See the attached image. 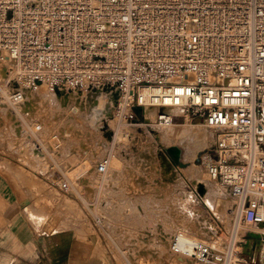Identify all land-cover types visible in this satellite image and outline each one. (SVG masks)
Returning a JSON list of instances; mask_svg holds the SVG:
<instances>
[{
	"label": "built area",
	"instance_id": "1",
	"mask_svg": "<svg viewBox=\"0 0 264 264\" xmlns=\"http://www.w3.org/2000/svg\"><path fill=\"white\" fill-rule=\"evenodd\" d=\"M0 65L16 114L41 87L101 88L119 127L204 126L198 166L237 202L239 225L264 227V0H0ZM247 236L248 251L180 231L167 247L194 264H264V235Z\"/></svg>",
	"mask_w": 264,
	"mask_h": 264
},
{
	"label": "rangeland",
	"instance_id": "2",
	"mask_svg": "<svg viewBox=\"0 0 264 264\" xmlns=\"http://www.w3.org/2000/svg\"><path fill=\"white\" fill-rule=\"evenodd\" d=\"M2 71L3 66L0 65V77L4 74ZM40 90L41 94L37 99H29L31 102L26 105L25 119L13 112L0 97V151L6 157L7 168L11 172L14 173L13 169L18 168L16 174L14 173L16 179L25 185L35 187L29 194L30 197L35 196V207L29 206L35 216L41 217L35 213L41 209V213L46 215L60 212L68 221V218L73 219L60 228L79 229L82 226L83 229V224L86 223L88 241L96 240L89 248H94V253L96 251L101 253L102 264H125L124 261L127 259L125 246L128 243H130L128 250L134 257L135 255L141 257L138 260L141 264H153L154 261H157L156 264H169L166 260V249L165 255L159 256L157 253L154 260L150 256L156 252L154 243L158 242V224L175 231V221L187 227L190 233L211 245L214 244L212 245L214 248L224 247L236 237L238 251H248L243 248L246 244H242L240 240L249 238L247 235L250 234L245 230H250L253 226L240 227L238 205L225 189L208 177L205 169L198 166L196 159L198 154L203 148L210 146L208 137L198 142L190 135L191 126L179 124L166 130H159L166 137L164 139L167 142H164L158 140L156 136L158 130L123 127L127 130L125 133L129 132L128 136H124L127 140L123 138L124 140L120 141L119 138L112 143L107 141L105 131L92 127L77 113H70L71 118L68 117L64 121L69 133H61L54 138L50 136V132L53 131L55 115L59 111L52 109L51 99L46 94L48 90L45 87ZM100 90L103 89L88 91ZM83 92L77 93L85 95ZM66 93H71V90H66ZM67 104L69 102L63 104L61 112L63 108H68ZM74 122H78V126L70 125ZM111 125L112 129H117L114 131L116 137L119 128L114 121ZM198 129L207 131L204 135L210 131L202 125ZM108 130H111L109 126ZM130 138L134 139L133 144L138 150L145 147L157 152L160 147L161 153L158 158L160 165L157 169L152 168L150 172L144 169L135 170L132 165L128 166L129 169H126L128 171L123 168L129 162L119 161L121 152L129 153L127 158L133 153ZM101 142L105 144L101 146ZM52 144L55 150H52ZM80 148L88 150L85 159L83 156V159H79ZM174 150L177 152H173ZM107 154L113 155L110 165L117 166H110L107 173L98 176L94 173L95 164ZM62 155H66L69 162ZM91 156L94 160H91ZM113 157L117 160L112 161ZM80 161H86L88 167L86 164L79 167ZM48 173L49 175L44 177ZM140 174H143L141 175L143 177ZM61 178L68 181L69 186L66 190L57 185ZM88 181L93 184V193L86 195L83 188L84 183ZM39 200L45 201L48 208L39 205ZM203 223H207L209 230L202 229ZM156 228L157 232H154ZM238 228L240 232L238 231L236 236ZM243 231L246 237L243 236ZM148 233L151 238L147 236ZM128 235L136 236L135 241H126L124 236ZM143 237L146 240L142 239ZM143 240L148 242H142ZM141 243L148 244L138 246ZM161 260L162 263H158ZM184 261L186 260L179 261V264H194ZM255 264H258V260Z\"/></svg>",
	"mask_w": 264,
	"mask_h": 264
},
{
	"label": "crops",
	"instance_id": "3",
	"mask_svg": "<svg viewBox=\"0 0 264 264\" xmlns=\"http://www.w3.org/2000/svg\"><path fill=\"white\" fill-rule=\"evenodd\" d=\"M77 123L70 125L78 126ZM52 150H55L54 145ZM62 156L69 162L66 155ZM5 160L6 157L0 151V264H102L101 253L97 251L94 253V248H89L86 223L83 224V229L82 226L79 229L60 228L73 220L68 218V221L62 216L54 230L43 229V225L49 224L50 221L46 223L45 218L35 216L29 208L35 207V196L29 195L35 187L25 185L16 179L15 172L18 168L13 169L14 174L7 168ZM91 160H94L92 156ZM85 164L80 161L78 166L82 167ZM48 175L49 173L44 177ZM38 203L47 207L43 200H39ZM124 237L130 242L136 238L132 235Z\"/></svg>",
	"mask_w": 264,
	"mask_h": 264
},
{
	"label": "bare ground",
	"instance_id": "4",
	"mask_svg": "<svg viewBox=\"0 0 264 264\" xmlns=\"http://www.w3.org/2000/svg\"><path fill=\"white\" fill-rule=\"evenodd\" d=\"M2 73H3V71H2ZM2 77V78H1ZM1 77H0V80L2 81V79H3V74L1 75ZM0 88H1V91L2 92H6L7 90H9L8 89V87H7V85H5L4 83H1L0 82ZM42 88V87H41ZM46 89V88H45ZM46 90H48V89H46ZM83 92V91H82ZM77 95H76V94ZM84 93V92H83ZM41 94V90L39 89L38 91H36V92H33V93H30L29 95H28V98H27V100L23 103V104H21L20 106H19V109H20V112H21V114L19 113L18 115L21 117V118H24L25 119V112H26V105H28L31 101H29V99H33V100H35V99H37L38 97H39V95ZM47 94V96L48 97H50V99H51V102H52V109H56L57 111H59L56 115H55V119H56V123H55V125H54V127H53V131L52 132H50V136H53L54 138H57V136H59V134H61V133H69L68 132V126H66V125H64V121L66 120V118H68V117H70L71 118V115H70V113L71 114H74V113H77L78 114V116H81L86 122H88V123H90L91 125H92V127L94 126L95 128H100V130L101 131H106V130H104L103 128H104V124H107L108 123V126L111 128V130H114V129H112L113 127H111L112 125L111 124H113V121L115 122V120L112 118L113 117V115H111L112 114V107H113V104H114V100H115V94L113 93V92H111L110 90H107V89H103V90H100V91H88L87 93H84L85 95H80V94H78L76 91H71V93H66V91H64V90H56V91H49L48 90V92L46 93ZM5 101V100H4ZM66 102H69V104H67L66 106L68 107V108H63L62 109V112H61V108H62V106H63V104L64 103H66ZM8 105V104H7ZM59 106H61V107H59ZM8 107V106H7ZM11 108V107H10ZM146 113H147V117H148V119L149 120H152V118H153V111L152 110H147L146 111ZM20 122V121H19ZM111 125V126H110ZM117 126V128H119V130H118V132H117V135H116V137H114L115 138V141H117V140H119V138H120V141H122V140H124L126 137H124V136H126V133H125V131H127V130H124V128L123 127H119L118 125H116ZM199 126L200 125H195V126H189L190 128H191V134L190 135H192L193 137V139L194 140H196V141H198V142H200V141H202L203 139H205V138H207L208 137V142L210 141V143L212 142V140H213V134H212V132L211 131H208V134H206V135H204L205 133L204 132H206L207 133V131H204L203 132V130L202 131H199V130H201V129H198L199 128ZM192 128H196V129H192ZM200 128H203V127H200ZM205 128V127H204ZM103 129V130H102ZM150 130H152V131H154V130H158V133L156 134V136L158 137V140L160 139V140H163L164 142H167V140L166 139H164V138H166L165 137V135H164V133H162L161 131H159V130H166V129H162V128H159V129H157V128H149ZM169 129V128H168ZM206 129V128H205ZM107 130H108V128H107ZM111 130H108L107 131V134L111 131ZM115 130H117V129H115ZM114 130V131H115ZM122 130V133H120V131ZM206 130H208V129H206ZM129 131V130H128ZM87 132V131H86ZM132 132V131H131ZM130 132V133H131ZM119 133H120V135H119ZM146 133V132H145ZM150 133V132H149ZM189 133V132H188ZM127 134H129V132L127 133ZM141 134H143V133H141ZM105 135H106V133H105ZM147 135V134H146ZM104 136V135H103ZM115 136V135H114ZM131 136V135H130ZM141 136H143V135H141ZM149 136V135H148ZM124 138V139H123ZM134 138V137H133ZM133 138H130V140L131 141H129V143H130V147H132V151H133V153H131V158L129 157V158H127L130 154L129 153H123V152H121V155H120V159H119V161L120 162H122L123 160L124 161H128L129 162V164L128 165H125L123 168H125V170L126 169H129V165H132V168L134 167L135 168V170H139V169H141V170H149V172H150V170L153 168V169H157L158 167H159V162H158V158H159V155H160V147H158L159 149H157L158 151L157 152H154V150L153 149H151V148H142L141 150H138L136 147H135V144H133V141L132 140H134ZM105 139V138H104ZM145 139V138H144ZM125 140H127V139H125ZM105 141H106V139H105ZM120 141H119V143H120ZM144 141V140H143ZM162 141V142H163ZM169 141H170V139H169ZM123 142H125V143H128L127 141H123ZM123 142H121V143H123ZM171 142V141H170ZM105 144V143H104ZM102 142H101V146H103L104 145ZM140 145V144H139ZM147 144H145V146H146ZM148 145H150V144H148ZM147 145V146H148ZM158 145V144H157ZM151 146V145H150ZM155 147V146H154ZM94 148V147H93ZM80 150V152H79V159L81 160V159H83L82 158V156L84 157V159H85V153H86V151H88V150H86L85 148H80L79 149ZM144 150V151H143ZM173 152H177L176 150H174ZM118 157V156H117ZM126 159V160H125ZM131 159V160H130ZM117 160V158L116 157H113L112 158V161H116ZM84 162H86V161H84ZM110 163H111V160H110ZM110 163H109V166H108V170H109V168H110ZM152 163H155V165L154 164H152ZM84 164V163H83ZM87 165V167H88V164H86ZM136 165H138V166H136ZM115 166H117V165H115ZM86 167V166H85ZM112 167H114V166H112ZM82 170H84V169H82ZM81 170V171H82ZM108 170H107V172H108ZM126 171H128V170H126ZM207 174V173H206ZM75 175V174H74ZM83 175V174H82ZM141 175H143V174H140V176ZM208 175V174H207ZM135 176H137V174H135ZM141 177H143V176H141ZM209 177V176H208ZM83 178V177H82ZM140 178V177H139ZM210 178V177H209ZM211 179V178H210ZM82 180V179H81ZM93 184L91 183V181H88V182H85L84 183V188H83V190H84V192H85V194L86 195H88V194H92L93 193V186H92ZM86 186V187H85ZM215 190V189H214ZM80 197H82V196H80ZM87 197V196H86ZM188 197V196H187ZM83 199H85V197H82ZM234 200V199H233ZM84 201V200H83ZM235 201V200H234ZM103 202V201H102ZM87 203V202H86ZM235 203L237 204V202L235 201ZM88 204V203H87ZM153 208V207H152ZM238 209V208H237ZM72 211V210H71ZM239 211V210H238ZM42 211H41V209H40V211L39 212H36L35 211V213H37V214H39L42 218H45L46 220H47V222L46 223H48L49 221H50V223L49 224H44L43 225V229H45V230H49V229H52L53 228V230L55 229V226H56V224L57 223H59L60 222V220L62 219V214L60 213V212H52V213H48L47 215L46 214H44V213H41ZM97 213V212H96ZM238 213V217H239V212H237ZM42 214H44V215H42ZM97 217V216H96ZM101 218V217H100ZM49 220V221H48ZM173 224H174V222H173ZM175 224H176V229H175V231H180V232H182V235H183V237L185 238V239H201V238H199L197 235H195V234H192V233H190L189 231L190 230H188L187 229V227H185V226H183V225H181V224H179L177 221H175ZM145 225V224H144ZM201 226H203L202 227V229H205V230H209L208 229V226H207V223L205 224V223H203V224H201ZM253 227L250 229V230H245V231H247L250 235H252V236H257V235H264V227H262L261 225H252ZM240 227H241V225H240ZM239 227V228H240ZM175 228V227H174ZM186 228V229H185ZM239 228H238V230L236 231V236H237V232L239 231ZM154 229V228H153ZM52 230V231H53ZM236 230V229H235ZM154 230H152V233H154V232H157V228H156V230L153 232ZM173 231V230H172ZM170 231L169 229H165V228H163L162 227V225L161 224H158V232H157V234H158V237H157V241L158 242H155L154 244L156 245V252L154 253V254H152L150 257L154 260V259H156L157 257L155 256L157 253H159V256H161V255H165V249H166V251H167V255H166V260H167V262H169V264H179V261H181V260H184L182 257H180V256H178V255H176V254H174V253H172L170 250H169V248L167 247L168 246V244H167V239L169 238V235L171 234V233H173V232H175V231ZM245 231H243V234L245 233ZM149 232H151V231H149ZM240 232V231H239ZM152 233H150V234H152ZM242 234V235H243ZM147 235V234H146ZM154 235V234H153ZM241 235V236H242ZM147 236H149V233H148V235ZM146 236V237H147ZM156 236V235H155ZM150 238H151V235L149 236ZM232 237H234V236H232ZM236 238V237H235ZM235 238H233L232 240H230V243L229 244H232L233 243V240L235 239ZM142 239H144V237L142 238ZM141 239V240H142ZM144 240H146V239H144ZM142 241V242H148V241ZM207 242V241H206ZM93 244V241H91V242H89L88 241V245H92ZM129 244L130 243H128L125 247H126V249H127V251H126V257L125 258H127V259H125L124 258V256L122 257V258H124L126 261H124L125 262V264H129V262H130V264H141L138 260H140L141 259V257L139 256V255H135L136 257H134L133 255H132V252L130 251V250H128L129 249ZM148 243H144L143 245H147ZM219 244V243H218ZM143 245H142V243L140 244V245H138V246H142L143 247ZM212 245H214V244H212ZM216 245V244H215ZM219 245H221V244H219ZM222 246V245H221ZM90 247V246H89ZM226 246H224V247H217L218 249H223V248H225ZM120 251V250H119ZM129 251L131 252V253H129ZM143 252V254H145L144 253V251H142ZM122 253V252H121ZM120 253V254H121ZM138 253V252H137ZM165 259V258H164ZM163 259V260H164ZM128 260V261H127ZM163 260H161V261H159L158 263H162V261ZM165 261V260H164ZM108 262V261H107ZM106 261H105V263H107ZM156 262L157 261H154L153 262V264H156ZM166 262V261H165ZM184 262H186V261H184ZM187 262H189V261H187ZM190 263H192L191 261H190Z\"/></svg>",
	"mask_w": 264,
	"mask_h": 264
}]
</instances>
